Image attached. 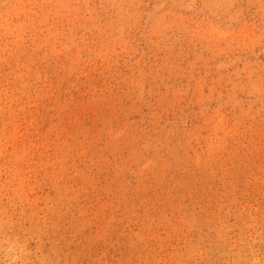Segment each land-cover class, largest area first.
Wrapping results in <instances>:
<instances>
[{
	"label": "rangeland",
	"instance_id": "374dc122",
	"mask_svg": "<svg viewBox=\"0 0 264 264\" xmlns=\"http://www.w3.org/2000/svg\"><path fill=\"white\" fill-rule=\"evenodd\" d=\"M0 264H264V0H0Z\"/></svg>",
	"mask_w": 264,
	"mask_h": 264
}]
</instances>
